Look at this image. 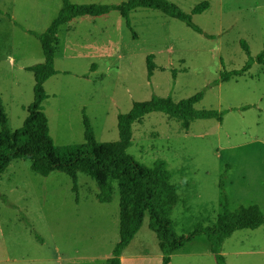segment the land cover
<instances>
[{
  "label": "rangeland",
  "instance_id": "rangeland-1",
  "mask_svg": "<svg viewBox=\"0 0 264 264\" xmlns=\"http://www.w3.org/2000/svg\"><path fill=\"white\" fill-rule=\"evenodd\" d=\"M170 1L188 12L204 0ZM207 1L209 8L193 21L214 39L144 8L130 13L135 38L117 11L78 16L61 26L54 63L59 73L47 82L49 97L43 102L57 145L84 142L83 108L97 141L117 140V114L152 92L171 93L177 101L203 92L197 109H227L222 122L196 118L187 131L180 119L161 112L149 113L133 126L127 152L149 167L162 163L170 185H179L170 218L180 235L196 223H215L223 209L219 180L224 171L229 208L257 204L264 213V64L255 62L246 74L210 86L222 70L221 60L227 70L244 64L241 40L253 56L264 50V0ZM60 6V0H0V102L12 132L20 126L19 116H25L20 105L33 98L34 77L26 68L44 60L40 42L13 21L42 32ZM150 53L156 68L148 80ZM246 105L250 107L242 109ZM185 177L187 183H182ZM71 187L63 172L40 176L28 161L10 163L0 174L6 198H0V264L106 263L119 238L117 184L111 203L97 201L96 183L85 173H78L77 194ZM148 219L146 213L119 264H162ZM222 253L226 264H264V223L234 231L223 241ZM169 264L217 263L201 234L175 251Z\"/></svg>",
  "mask_w": 264,
  "mask_h": 264
},
{
  "label": "trees",
  "instance_id": "trees-1",
  "mask_svg": "<svg viewBox=\"0 0 264 264\" xmlns=\"http://www.w3.org/2000/svg\"><path fill=\"white\" fill-rule=\"evenodd\" d=\"M61 6L56 16L42 31L26 29L27 33L39 42L44 56L41 63L28 66L33 73V99L26 107L27 116L22 125L13 132L10 131L8 120L0 102V174L16 159L28 161L30 170L40 176H48L53 171L68 175L72 182V191L77 194L78 173L90 176L96 183L95 195L100 203H111L114 184L119 193V238L114 244L111 256L105 264H119L122 249L127 246L143 223L148 213V227L158 239L162 253V264H169L171 255L191 242L196 236L204 234L210 243V251L217 264H226L222 253V243L234 231L242 229L254 230L264 223V213L257 204L239 205L231 210L228 206V196L223 185L226 171L219 180V188L223 200V209L213 225L196 223L186 234H177L170 218L179 201V185H170L169 176L162 170V163L157 162L149 167L136 160L127 152L131 145L134 123H141L143 117L152 112H161L171 118L180 119L185 131L189 130L191 120L215 118L222 122L227 109H197L195 105L202 100L203 92H196L181 100H174L171 93L160 96L155 92L150 98L132 102L127 112L117 114L118 139L109 142H98L90 118L82 109L83 138L82 143H54L49 129L48 118L44 112L43 102L48 98L44 83L59 71L55 68V55L58 48V31L61 26L78 16H102L117 11L125 21L127 29L135 38L130 13L137 8L152 9L164 15L183 22L188 28L208 39L215 35L206 33L193 21L194 15L202 14L209 8L207 0L196 4L190 11H185L170 0H123L120 3H73L70 0H60ZM0 13H3L0 10ZM10 18V15H7ZM240 46L247 55L244 64L238 69L227 70L221 60L222 70L210 86L227 82L235 77L246 74L256 62L264 64V50L255 56L250 54L248 44L240 41ZM154 54L146 56L147 79L151 80L156 65ZM94 68V67H93ZM175 73L173 72V75ZM173 79H175L173 77ZM249 105L242 109L249 108ZM166 176V177H165ZM0 198L6 200L0 192ZM37 236V235H36Z\"/></svg>",
  "mask_w": 264,
  "mask_h": 264
},
{
  "label": "crops",
  "instance_id": "crops-1",
  "mask_svg": "<svg viewBox=\"0 0 264 264\" xmlns=\"http://www.w3.org/2000/svg\"><path fill=\"white\" fill-rule=\"evenodd\" d=\"M57 49H58V48H57ZM55 56H56V55H55ZM56 70H58V69L56 68ZM58 71H59V70H58ZM58 73H59V72H58ZM56 75H57V74H56ZM52 77H53V76H52ZM52 77H50V78L44 83V88H45L46 91H47V89H46V84H47V82H48ZM33 84H34V83H33ZM53 95H54V94H53ZM48 97H49V96H48ZM32 99H33V98H32ZM44 101H45V100H44ZM28 105H29V104H28ZM28 105H27V106H28ZM20 106H21L22 110L25 111V116H24L23 119H22L23 115H22V116H19L20 118H19V120H18V125L21 126L22 123H23V121H24V119H25V117L27 116V111H26V107H27V106H25V105H23V104L20 105ZM131 106H132V104H131ZM130 108H131V107H130ZM125 112H127V111H125ZM122 113H123V112H122ZM6 116H7V120H9V117H8L7 113H6ZM145 116H146V115H145ZM145 116H144V117H145ZM144 117H143V118H144ZM20 123H21V124H20ZM136 123H139V122H136ZM136 123H134V124H136ZM134 124H133V126H134ZM8 126H9V125H8ZM20 126H19V127H20ZM133 126H132V130H133ZM9 129H10V127H9ZM16 129H17V128H16ZM49 129H50V128H49ZM117 130H118V129H117ZM11 131H12V130H11ZM132 137H133V136H132ZM114 141H115V140H114ZM98 142H100V141H98ZM131 143H132V141H131ZM69 144H70V143H69ZM59 145H60V144H59ZM129 147H130V146H129ZM16 160H21V159H16ZM13 161H14V160H13ZM23 161H24V160H23ZM11 162H12V161H11ZM11 162H10V163H11ZM10 163H9V165H10ZM9 165H8V166H9ZM29 168H30V165H29ZM6 169H7V168H6Z\"/></svg>",
  "mask_w": 264,
  "mask_h": 264
},
{
  "label": "clouds",
  "instance_id": "clouds-1",
  "mask_svg": "<svg viewBox=\"0 0 264 264\" xmlns=\"http://www.w3.org/2000/svg\"><path fill=\"white\" fill-rule=\"evenodd\" d=\"M182 183H187V177L183 179Z\"/></svg>",
  "mask_w": 264,
  "mask_h": 264
}]
</instances>
